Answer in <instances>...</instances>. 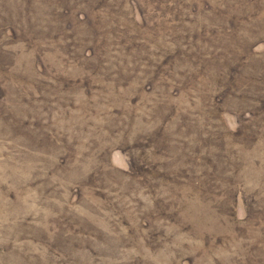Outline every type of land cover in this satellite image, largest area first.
Listing matches in <instances>:
<instances>
[{
  "label": "rangeland",
  "instance_id": "obj_1",
  "mask_svg": "<svg viewBox=\"0 0 264 264\" xmlns=\"http://www.w3.org/2000/svg\"><path fill=\"white\" fill-rule=\"evenodd\" d=\"M0 264H264V0H0Z\"/></svg>",
  "mask_w": 264,
  "mask_h": 264
}]
</instances>
